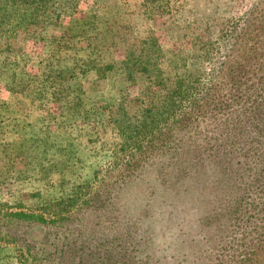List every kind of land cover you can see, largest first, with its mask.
I'll use <instances>...</instances> for the list:
<instances>
[{"label": "rangeland", "instance_id": "374dc122", "mask_svg": "<svg viewBox=\"0 0 264 264\" xmlns=\"http://www.w3.org/2000/svg\"><path fill=\"white\" fill-rule=\"evenodd\" d=\"M151 1L58 0L46 22L0 35V264H18L17 249L27 244L42 258L124 239L136 264H204L213 234L203 223L222 204L216 179L235 175L236 157L216 162L230 131L226 119L213 106L201 108L186 171L151 150L139 155L143 161L136 157L143 167L116 165L112 150L121 137L112 120L122 105L138 116L158 99L175 100L169 59L177 53L179 72L202 69L187 61L191 51L202 54L199 38H214L250 0ZM145 37L158 41L165 86L128 76L125 61ZM79 192L96 201H82L68 221L5 216Z\"/></svg>", "mask_w": 264, "mask_h": 264}, {"label": "trees", "instance_id": "16d2710c", "mask_svg": "<svg viewBox=\"0 0 264 264\" xmlns=\"http://www.w3.org/2000/svg\"><path fill=\"white\" fill-rule=\"evenodd\" d=\"M157 1L151 2L157 4ZM57 2L0 0V35L14 37L46 22ZM240 6L241 10L219 27L214 38H199L201 55L192 51L188 54L187 61L199 62L202 69L179 72L177 53L169 59L180 93L175 100L158 99L138 116H132L122 105L112 120L121 137L112 150L116 165L122 159L141 165L143 160L139 155L151 150L159 152L157 155H167V167L186 171L189 168L186 149L190 148L193 137L190 126L194 118L200 120L201 108L205 106L207 110L213 106L226 119V131H230L219 145L221 158L216 162H225L232 155L236 157L235 175L216 179L223 187L219 198L222 204L203 223L213 234L208 237L213 246L207 251L204 264H264V0H250L248 5ZM158 53L161 52L156 39H140L139 54L125 61L129 78L142 76L151 85L165 86L160 66L162 57ZM224 89L226 93L222 92ZM137 156L140 161L136 160ZM221 171L224 175L226 169ZM81 196L79 192L60 201L44 199L35 211L21 209L5 216L37 225L47 223L46 215L53 217L50 218L53 222L68 221L73 208L82 201L87 204L96 201L95 196ZM1 211L2 207L0 217ZM128 244L127 239L114 247L109 240L107 246L77 244L62 250V255L42 258L27 244L26 249H17L16 257L18 264H136Z\"/></svg>", "mask_w": 264, "mask_h": 264}]
</instances>
